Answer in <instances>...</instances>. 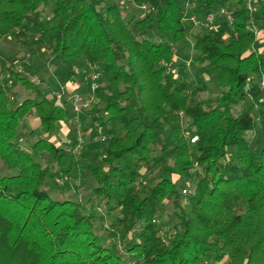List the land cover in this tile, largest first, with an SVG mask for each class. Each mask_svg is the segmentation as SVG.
<instances>
[{"label":"trees","instance_id":"1","mask_svg":"<svg viewBox=\"0 0 264 264\" xmlns=\"http://www.w3.org/2000/svg\"><path fill=\"white\" fill-rule=\"evenodd\" d=\"M136 1L154 6L152 15L135 22L137 33L117 2L0 0V38L13 36L28 47L27 32L44 31L50 63L98 65L106 79L95 92L107 115L103 131L122 132L102 148L101 164L87 162L50 139L58 122L73 125L69 100L27 97L12 106L0 79V264H264V123L254 151L246 137L257 127L252 110L233 113L250 76L252 99L264 94L254 78L264 75V0H256L258 36L249 31L243 6L233 11L228 39L222 28L196 34L202 72H215L222 90L208 104L197 101L207 89L202 80L189 92L184 65L169 66L175 45L187 37L183 0ZM227 1L198 0L192 13L205 15ZM47 7L49 21L42 16ZM6 70L37 91L31 78ZM31 111L42 134L19 144L20 123ZM42 154L49 157L45 163L38 160ZM155 166L160 180L139 191L138 179ZM170 166L183 178L200 169L184 207L167 176ZM73 172L95 180L84 203L56 185V197L49 191L55 174ZM167 198L179 230H167L165 238Z\"/></svg>","mask_w":264,"mask_h":264},{"label":"rangeland","instance_id":"2","mask_svg":"<svg viewBox=\"0 0 264 264\" xmlns=\"http://www.w3.org/2000/svg\"><path fill=\"white\" fill-rule=\"evenodd\" d=\"M109 3L117 2L120 6L122 13L124 14L126 20L129 22V27L134 33H137L135 28V22L142 18L145 15H152L153 11H145L140 9L138 4L146 2H138L136 0L126 1L123 5L120 4V0H103ZM196 0L195 2H197ZM152 5L151 3L147 2ZM184 4V0H183ZM227 9L234 11L238 8H241L243 4L237 3L233 0H228L225 4ZM187 18L183 20V25L186 28V40L184 43H179L175 45V57L170 63V68L177 70V66L184 65L183 77L189 83V92H191L194 87L196 78H199L206 84V90L200 91L197 95V101L204 104L212 103L215 97L220 94L222 91L218 86L216 73H204L202 72V64L198 61L200 53L194 49L195 37L196 34L202 30H213L201 24H195L191 19L193 15L192 9L187 8ZM202 14V13H201ZM52 15V8L47 7L42 14L45 20H50ZM196 15V19L202 20L203 15ZM216 26L222 28L224 36L228 39L230 31L228 30L229 24L220 15L215 16ZM214 28V27H212ZM262 34H264V29ZM158 32L155 31L152 38L153 41L158 42L160 37L157 35ZM27 40L29 41V46L24 47L18 43L13 36H6L3 39L2 44L0 45V56L4 57L9 53V57L6 59H0V67L2 76H5L6 80L4 82L5 86L9 89V95L12 96V106L20 103L25 98H36L39 99L43 96L51 97L53 92L59 90L61 87H66L68 82H77L81 84V87L78 90L68 91V94L65 95L66 100H69L71 93L82 96L83 106L81 114L77 117L81 124L82 136L84 139V146L82 150L77 153V157L86 160L92 164H101L102 157V148L107 144L106 142L99 143L93 140L95 135H105L107 136V142L110 138L122 134L121 131L110 129L109 132H104L102 127V122L107 118L106 113L104 112V102L98 103L95 97L96 93H90L88 86L89 83V74L90 68L88 62H83L80 65H71L67 62H49V52H48V40L47 35L44 31L37 33L27 32ZM8 38H10L9 41ZM165 40L170 41L168 36H164ZM262 49V46L259 47ZM258 48V49H259ZM57 66L54 70L53 66ZM8 66L15 67L17 71V66L22 68V72L18 73L26 77L31 78L35 84L37 91H31L26 89L23 85L16 83L13 76L8 77ZM34 66V67H33ZM52 66V67H50ZM76 66L78 73H74L73 67ZM7 76V77H6ZM99 79V88L106 84L105 75L100 73ZM2 77L0 76V79ZM255 79H258L254 76ZM253 82H250V87ZM55 96V95H54ZM63 96L62 99L65 98ZM62 99L57 100L61 103ZM71 104V103H70ZM251 109L253 115L255 116L257 127L253 131L246 133L247 140L254 151H258L262 144V131L261 126L264 123V94L259 96L258 100L252 99L249 94H245L244 99L233 106V113L235 115L240 112ZM175 117L179 120L182 126H187L188 120L182 113H175ZM75 119V117H74ZM73 119V120H74ZM75 123L71 125L70 121H60L57 123V129L53 132L52 136L55 140V144L58 146H63L66 148H72L76 142V133L74 132ZM159 131L158 128H156ZM63 131L64 136L61 137L60 133ZM168 132V130H166ZM38 134H42L40 130L38 118L34 111H31L25 119L20 123L17 142L19 144L23 143L24 140H31ZM51 136V137H52ZM50 137V139H51ZM190 139V138H189ZM193 139H191V142ZM68 146V147H67ZM49 157L47 155H39L38 160L41 163H45ZM172 163V161H171ZM4 168L2 162H0V170ZM196 170L200 172V169L197 167L191 172L189 177L183 178L180 177L172 166L168 169L167 176L176 184L181 207L188 205V196L192 193L195 187V172ZM160 180L159 166L153 167L148 171L144 177L138 179L137 188L139 191L142 190L144 186L149 184L157 183ZM53 185H56L61 188L63 196L66 198L73 199L76 202L84 203L88 200L91 194V189L95 185V180L92 176L84 175L80 172H73L69 176H63L61 174H55L50 181L51 188L49 191L52 196L56 197L59 192L52 188ZM165 215L163 217L162 223V232L166 238V231L173 229L174 231L179 230V223L176 218V211L171 204L170 198H167L164 203Z\"/></svg>","mask_w":264,"mask_h":264},{"label":"built area","instance_id":"3","mask_svg":"<svg viewBox=\"0 0 264 264\" xmlns=\"http://www.w3.org/2000/svg\"><path fill=\"white\" fill-rule=\"evenodd\" d=\"M126 1L128 0H120V4L123 5ZM133 1V0H130ZM195 1L196 0H184V7L185 9L190 8L193 9L195 7ZM233 1H238V0H233ZM242 4L243 7L245 8L246 12L249 15V20H248V29L250 32H252L255 36L259 35V28L257 27L256 23H255V12L257 9L256 6V0H242ZM138 7L140 9H144L145 11H153L154 10V6L146 3H141L138 4ZM216 15H220L223 18H225V20L228 22V24H231L233 21V11L227 9V7H225V5L209 11L207 14L204 15V18L202 20H198L196 19V15L193 13V15L191 16V19L194 21L195 24H201L204 25L208 28H211L213 30H217L219 29L218 26L214 25L215 24V16ZM214 27V28H212ZM259 51L261 50V48L258 49ZM89 68H90V74H89V89H90V93H95L98 89H99V79H100V71L98 68V65L96 64H91L88 63ZM18 70L22 72V68L20 66H17ZM74 69V73H78V69L76 66L73 67ZM18 71V72H19ZM257 83L259 85V87L262 89V91H264V75H260L257 77ZM252 81V76H250L247 79V83L245 86V92L247 94H249V90H250V82ZM73 83V82H72ZM68 94L67 92V86L61 87L59 88V90H56L55 92H53V95L56 96L57 100L63 98V96L65 97V95ZM71 96L67 99H69L71 106H72V111L75 115V119H74V123H75V133H76V142L74 143V145L72 146L71 151L74 154L79 153L83 146H84V139L82 136V131H81V124L80 121L78 119V115L81 114L83 106H85V104H83V100H82V96H79L77 94H70ZM66 98V97H65ZM107 136L105 135H95L93 137V140L95 142H99V143H103V142H107Z\"/></svg>","mask_w":264,"mask_h":264},{"label":"crops","instance_id":"4","mask_svg":"<svg viewBox=\"0 0 264 264\" xmlns=\"http://www.w3.org/2000/svg\"><path fill=\"white\" fill-rule=\"evenodd\" d=\"M220 28V27H219ZM5 37L6 36H4V37H1L0 38V45L2 44V41H3V39H5ZM10 38H8V40H9ZM9 41H11V40H9ZM10 53V52H9ZM9 53H7V55L6 56H4V57H1L0 56V59H6V58H8L9 57ZM53 66V68H54V70H55V68L57 67V66H55V65H52ZM52 66H50V67H52ZM34 67V66H33ZM13 68V67H12ZM58 68V67H57ZM1 67H0V76L2 77L1 79H6L5 78V76H2V74L3 73H1L2 71H1ZM13 69H15L16 70V68L14 67ZM17 71V70H16ZM7 77V76H6ZM8 77L10 78V77H12V75H10L9 73H8ZM66 86H67V90L68 91H75V90H78L80 87H81V84H78L77 82H68V84H66ZM75 89V90H74ZM38 123H39V121H38ZM60 135H61V137H63L64 136V133H63V131L60 133ZM52 136V135H51ZM53 138H55L54 136H52L51 137V140L55 143V140L53 139ZM68 147V146H67ZM66 148V147H65Z\"/></svg>","mask_w":264,"mask_h":264}]
</instances>
